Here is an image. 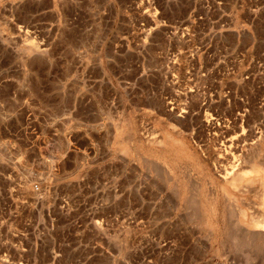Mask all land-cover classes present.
I'll return each mask as SVG.
<instances>
[{"label": "rangeland", "instance_id": "1", "mask_svg": "<svg viewBox=\"0 0 264 264\" xmlns=\"http://www.w3.org/2000/svg\"><path fill=\"white\" fill-rule=\"evenodd\" d=\"M201 3L0 0V264H264V0Z\"/></svg>", "mask_w": 264, "mask_h": 264}, {"label": "bare ground", "instance_id": "2", "mask_svg": "<svg viewBox=\"0 0 264 264\" xmlns=\"http://www.w3.org/2000/svg\"><path fill=\"white\" fill-rule=\"evenodd\" d=\"M253 144V143H252ZM249 145V144H248ZM224 146V145H223ZM250 146V145H249ZM225 147V146H224ZM244 147V146H243ZM248 147V146H247ZM227 148H230V147H227ZM236 148V147H235ZM250 148H252V147H250ZM258 148V147H257ZM225 149V148H224ZM224 149H222V150H224ZM232 149V148H231ZM238 149H240V148H238ZM242 149V148H241ZM244 149V148H243ZM253 149V148H252ZM236 150V149H235ZM225 151V150H224ZM229 151H231L230 149H229ZM227 152V153H229L230 155L229 156H231L230 157V159L229 158H227V156H225L226 158L224 159V163L222 164V162H219V164H218V162L216 163V165H215V171L218 173V175H219V177L221 178V180L223 181V190L225 191V190H227V188H229L230 190H232V191H238V192H241V191H243V192H247L248 193V191L251 189V187H252V190H253V188L254 187H256V186H254L253 187V185H257V183H259L260 184V188H261V190H262V192H261V195H262V193H263V196H262V202H261V204L263 205H261V207H263L264 208V165H262V163H264L263 161H262V163L261 162H259V161H255V159L254 160H251L252 162H250L249 161V163H247L245 166L246 167H244V163H245V161H243V159H241V157H242V154H240L241 155V157H238V156H236L234 153H232V152ZM238 151V150H237ZM244 151V150H243ZM243 151H242V153H243ZM246 151V150H245ZM249 151L250 150H248V154H249ZM253 151H254V149H253ZM217 152V151H216ZM222 152V151H221ZM220 152V153H221ZM252 152V151H251ZM260 151H258V152H256L257 153V157H259L258 156V153H259ZM218 153V152H217ZM227 153H225L226 155H227ZM241 153V152H240ZM244 153H246V152H244ZM224 154V153H223ZM224 154V155H225ZM239 155V156H240ZM254 155V154H253ZM217 156V155H216ZM221 156H222V154H221ZM255 156V157H256ZM224 157V156H223ZM247 157V155H245V158ZM216 158V157H215ZM219 158H222V157H219ZM218 158V160H221V159H219ZM242 158H244V157H242ZM245 158H244V160H245ZM249 158V157H248ZM251 158V157H250ZM260 159V158H259ZM215 160V159H214ZM248 160H250V159H248ZM247 161V160H246ZM211 164L213 163H215V161H213L212 160V162H210ZM218 164V165H217ZM209 165V164H208ZM213 167V166H212ZM213 172H214V170H212ZM214 175H215V173H214ZM217 175V174H216ZM260 188L258 189V191L260 192ZM243 192H242V195H244L243 194ZM255 192V191H254ZM251 193V192H250ZM246 194V193H245ZM258 194H260V193H258ZM248 195V194H247ZM249 195H251V194H249ZM259 196V195H258ZM245 200V199H244ZM246 202V201H245ZM242 203V202H241ZM248 203V202H247ZM260 209V208H259ZM228 210V209H227ZM260 211L262 212V210L260 209ZM245 212V211H244ZM253 212V211H252ZM263 212H264V209H263ZM262 212V213H263ZM250 213V212H249ZM254 213V212H253ZM244 214V213H243ZM252 214V213H251ZM245 216V215H244ZM251 217H253L252 215H250V218ZM261 219V218H260ZM252 220V223H253V226H251V227H253V229L251 230V235L253 236V237H255V238H262V239H264V219H261V221L260 220H258V221H253V219H251ZM252 223H250L251 225H252ZM250 235V234H249ZM261 239V240H262Z\"/></svg>", "mask_w": 264, "mask_h": 264}, {"label": "built area", "instance_id": "3", "mask_svg": "<svg viewBox=\"0 0 264 264\" xmlns=\"http://www.w3.org/2000/svg\"><path fill=\"white\" fill-rule=\"evenodd\" d=\"M145 2L147 1L148 2V4L150 5V2H151V0H144ZM202 5H204V6H202V8H203V11H204V17H205V21L206 22H209V20L207 19V16H209L210 15V13H211V8H210V5L211 4H214V5H218V0H202V3H201ZM208 4H209V6H208ZM209 7V8H208ZM189 29V27H187V29L185 30V31H189L188 30ZM30 191H31V193L33 194V195H38L39 193H40V189L36 186V185H31L30 186ZM41 194H43V193H41ZM40 194V195H41ZM60 202V204H59V209L60 210H63V211H67V207H68V205L66 204V202L65 201H59ZM95 208V207H94ZM102 209H104V208H102ZM92 213H94V211L92 212ZM91 213V214H92ZM97 213V212H96ZM95 213V214H96ZM101 221H102V219L101 218H95V219H93V221H92V224L94 225V226H100L101 225Z\"/></svg>", "mask_w": 264, "mask_h": 264}]
</instances>
